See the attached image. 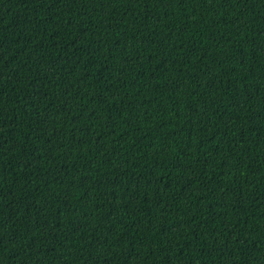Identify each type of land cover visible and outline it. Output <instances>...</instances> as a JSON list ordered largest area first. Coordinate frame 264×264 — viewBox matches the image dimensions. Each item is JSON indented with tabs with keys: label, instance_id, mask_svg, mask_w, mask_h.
Segmentation results:
<instances>
[{
	"label": "trees",
	"instance_id": "16d2710c",
	"mask_svg": "<svg viewBox=\"0 0 264 264\" xmlns=\"http://www.w3.org/2000/svg\"><path fill=\"white\" fill-rule=\"evenodd\" d=\"M0 264H264V0H0Z\"/></svg>",
	"mask_w": 264,
	"mask_h": 264
}]
</instances>
